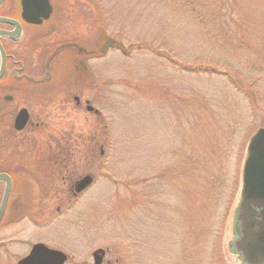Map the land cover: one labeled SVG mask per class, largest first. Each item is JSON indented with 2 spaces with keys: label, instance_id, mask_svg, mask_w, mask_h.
<instances>
[{
  "label": "rangeland",
  "instance_id": "rangeland-1",
  "mask_svg": "<svg viewBox=\"0 0 264 264\" xmlns=\"http://www.w3.org/2000/svg\"><path fill=\"white\" fill-rule=\"evenodd\" d=\"M52 4L24 51L31 81L49 86L0 87L16 93L5 117L28 104L34 122L0 135V170L24 175L28 204L0 228V264L37 242L66 264H95L100 249L102 264H242L229 244L264 128V0Z\"/></svg>",
  "mask_w": 264,
  "mask_h": 264
},
{
  "label": "water",
  "instance_id": "water-1",
  "mask_svg": "<svg viewBox=\"0 0 264 264\" xmlns=\"http://www.w3.org/2000/svg\"><path fill=\"white\" fill-rule=\"evenodd\" d=\"M3 1L0 0V4ZM52 11L50 0H22V18L28 23L41 24L44 20L50 18ZM0 22L19 26L17 22L9 19L0 18ZM113 44V41H108L102 51L106 52L107 48ZM0 52L2 56L1 77L5 68V54L1 44ZM26 119L27 112L26 110H22L16 119L18 129L24 126ZM242 176L243 201L235 215V225L241 227L242 237L239 242L237 240L234 241V246L238 250L240 248L247 249L244 255L248 263L264 264V211L261 214L262 219L258 220V214L254 210L256 205L264 206V128L259 129L252 136L248 144ZM0 179H4L7 182V187L0 205L1 222L9 196L10 180L5 174H0ZM92 182L93 177L91 175L84 176L77 182L76 193L78 194L87 189ZM230 246H232V243H230ZM104 256V250H97L94 253L95 264H102ZM67 261L68 255L63 251L50 248L44 243H36L26 256L18 260L17 264H66Z\"/></svg>",
  "mask_w": 264,
  "mask_h": 264
},
{
  "label": "flooded vegetation",
  "instance_id": "flooded-vegetation-1",
  "mask_svg": "<svg viewBox=\"0 0 264 264\" xmlns=\"http://www.w3.org/2000/svg\"><path fill=\"white\" fill-rule=\"evenodd\" d=\"M10 1L13 0H4L0 4V18L3 19H9L17 22L19 26H16L14 24H9V23H4L0 22V44L2 45L4 54H5V68L3 71L2 76L0 77V87H7L10 86H16L18 89L20 88H25L28 86H40V87H47L49 86V80L45 82H39L37 85L34 84L31 81V76L30 73L27 72V65L25 63L24 59V51L26 47H30V45L33 43L34 37L30 35V30L36 27H43L46 25L50 20L51 17L53 16L54 8L51 0V6H52V14L51 17L48 20H44L41 24L36 25V24H31L23 20L22 18V0H14V4H16L15 9L10 8ZM11 33V34H10ZM31 36V37H30ZM2 66V56L0 52V69ZM16 93L10 94L7 93L6 95L3 96L2 93H0V135L3 136L2 130L8 129L11 130L13 133L16 134H25L29 133V126L34 124L32 118V109L31 106L28 104H22L14 114L13 118L11 116H6L5 114L7 111L10 109L5 107V105H8L16 99L15 96ZM76 103L80 105L79 98L77 96L74 97ZM78 99V100H77ZM89 109L90 106H87ZM22 110H26L27 112V119L24 124V126L21 129H18L16 126V119L18 115L21 113ZM90 110V109H89ZM92 110V109H91ZM93 111V110H92ZM6 120V121H5ZM3 142V141H2ZM55 146L57 145V148L60 150V155L55 158V163L58 166H61L59 164H62L64 166H67L66 163L68 162V144H54ZM2 146V145H0ZM23 162L24 160H19ZM28 161V160H27ZM0 174H5L9 177L10 180V190H9V196L5 208L4 215L2 217V220L0 222V228L5 224V222L9 219V216L13 211L20 210L21 212L17 213L18 218H23L22 216L26 213L25 211L28 210V204L26 206H21L22 197L24 196V182H25V177L22 173H13L9 170H0ZM76 186L77 183L75 184V192L74 194L77 196L80 193H76ZM7 187V182L4 179H0V205L3 200V196L5 193ZM242 190H243V178H241V187H240V192H239V198H238V203L236 206L235 213L239 210V208L242 205L243 201V196H242ZM82 193V192H81ZM255 213L257 215V219L261 220V214L264 211V206H255L254 207ZM29 211L27 212V214ZM233 240L231 241L232 246H230V250L236 255L239 259V261L242 264H250L245 260L246 256L244 255V252L247 249L238 248L234 246V241L239 240L242 237L241 234V227L235 225V220L233 223ZM37 243H43V242H37ZM36 244V243H35ZM34 245V244H33ZM230 245V244H229ZM264 263V262H263Z\"/></svg>",
  "mask_w": 264,
  "mask_h": 264
}]
</instances>
